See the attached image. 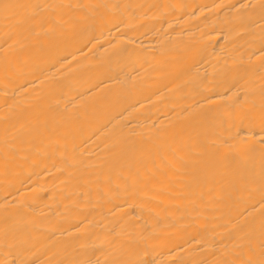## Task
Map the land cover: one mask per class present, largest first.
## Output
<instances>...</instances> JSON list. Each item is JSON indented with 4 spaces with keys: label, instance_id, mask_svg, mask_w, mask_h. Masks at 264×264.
<instances>
[{
    "label": "bare ground",
    "instance_id": "6f19581e",
    "mask_svg": "<svg viewBox=\"0 0 264 264\" xmlns=\"http://www.w3.org/2000/svg\"><path fill=\"white\" fill-rule=\"evenodd\" d=\"M0 264H264V0H0Z\"/></svg>",
    "mask_w": 264,
    "mask_h": 264
}]
</instances>
